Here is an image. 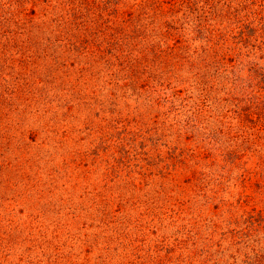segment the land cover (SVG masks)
I'll use <instances>...</instances> for the list:
<instances>
[{
  "label": "rangeland",
  "instance_id": "374dc122",
  "mask_svg": "<svg viewBox=\"0 0 264 264\" xmlns=\"http://www.w3.org/2000/svg\"><path fill=\"white\" fill-rule=\"evenodd\" d=\"M0 264H264V0H0Z\"/></svg>",
  "mask_w": 264,
  "mask_h": 264
},
{
  "label": "trees",
  "instance_id": "16d2710c",
  "mask_svg": "<svg viewBox=\"0 0 264 264\" xmlns=\"http://www.w3.org/2000/svg\"><path fill=\"white\" fill-rule=\"evenodd\" d=\"M71 38H72V40H77L78 39V37H76V35L71 36Z\"/></svg>",
  "mask_w": 264,
  "mask_h": 264
}]
</instances>
